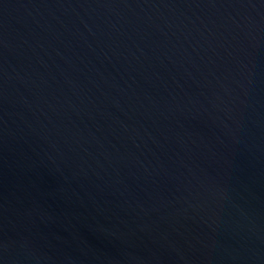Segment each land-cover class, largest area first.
<instances>
[{"label":"water","instance_id":"water-1","mask_svg":"<svg viewBox=\"0 0 264 264\" xmlns=\"http://www.w3.org/2000/svg\"><path fill=\"white\" fill-rule=\"evenodd\" d=\"M0 264H264V0H0Z\"/></svg>","mask_w":264,"mask_h":264}]
</instances>
